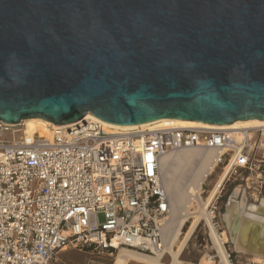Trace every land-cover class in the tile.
I'll return each mask as SVG.
<instances>
[{
  "label": "water",
  "instance_id": "1",
  "mask_svg": "<svg viewBox=\"0 0 264 264\" xmlns=\"http://www.w3.org/2000/svg\"><path fill=\"white\" fill-rule=\"evenodd\" d=\"M264 119V0H0V121Z\"/></svg>",
  "mask_w": 264,
  "mask_h": 264
},
{
  "label": "built area",
  "instance_id": "2",
  "mask_svg": "<svg viewBox=\"0 0 264 264\" xmlns=\"http://www.w3.org/2000/svg\"><path fill=\"white\" fill-rule=\"evenodd\" d=\"M179 150L201 152L194 167L206 159L196 189L203 201L229 170L207 205L221 238L220 200L231 177L244 181L248 195L264 197V126L116 129L90 118L53 125L42 136L22 122L0 121V264H67L59 255L70 247L109 255L121 248L165 254L171 197L161 160ZM192 205L198 207L195 200ZM224 247L232 264H264L238 255L234 260L238 253L229 242Z\"/></svg>",
  "mask_w": 264,
  "mask_h": 264
},
{
  "label": "bare ground",
  "instance_id": "3",
  "mask_svg": "<svg viewBox=\"0 0 264 264\" xmlns=\"http://www.w3.org/2000/svg\"><path fill=\"white\" fill-rule=\"evenodd\" d=\"M90 118L93 117L84 116L81 120L86 121ZM22 123L25 124L29 133L32 134L39 132L42 136L47 135L49 129L53 126V124L39 118L25 119ZM31 124H40L43 127L32 126ZM106 124L116 129H131L145 127L151 124H161L175 125L179 127H220L236 130L264 126V119H249L224 125L173 118H165L132 126H115L109 123ZM198 156L202 157L199 150H179L166 154L161 160L162 178L171 197L170 216L164 227V253H167L172 257L171 262L168 264H183L181 260L182 254L202 221H205L209 226L213 248L216 251L220 264H232L228 258L224 242H231L233 250L237 253L251 256L255 262L264 263V198L259 200L258 203H249L245 190L241 185H238L230 196L228 210L226 205V211L223 216L228 236L225 230L220 238L211 222V218L207 211V205L210 198L213 197L218 188L227 178L229 170H224L218 178L215 187L212 189L210 197L206 201H203L202 196L197 193L196 189L204 179L206 173V159L199 162L200 165L198 167H194L192 162H197L195 160H197ZM192 200H195L199 205V210L195 213L197 216L194 218L180 244L175 249V243L178 240L181 228L184 226L188 218L193 215L190 214ZM118 254L119 256L113 264H130L132 260L150 264H164L162 263L163 253L152 255L128 248H121L116 255Z\"/></svg>",
  "mask_w": 264,
  "mask_h": 264
},
{
  "label": "rangeland",
  "instance_id": "4",
  "mask_svg": "<svg viewBox=\"0 0 264 264\" xmlns=\"http://www.w3.org/2000/svg\"><path fill=\"white\" fill-rule=\"evenodd\" d=\"M31 125L43 127L40 124H31ZM216 176H217V173L214 175V178L212 179V181L216 179ZM238 185H241L242 188L245 187L244 181H242L240 177H237V178L231 177L230 180H228L227 183L225 184L223 196L220 200V207H221L220 208V212H221L220 222H221V226L223 229H225L224 228L225 221H224L223 216L226 211V205H227V210H228L230 196ZM245 194L247 196L249 203H258L259 200L264 198L262 196L257 197V195L250 196L247 194L246 191H245ZM198 210H199V205L198 207L194 205L190 207V214H193V215L188 218L184 226L181 228L178 240L175 243V249L180 244L188 227L191 225L192 221L197 216L195 215V213H197ZM100 219L102 220V216L100 217ZM203 224H204L203 221L199 224L192 239L190 240V243L188 244L187 248L182 254L181 260L183 264H220L219 258L216 255V251L213 248L212 240H210V238L206 234ZM227 248L229 250L228 246ZM230 248L231 250L233 249L231 244H230ZM61 252L62 253H60L59 258L62 261L66 262L67 264H113L116 262L119 254L121 253L120 252L118 255H116L117 253H115L114 255H109L107 253L100 254V253L92 252L89 250L79 251L77 248H72V247L68 249H63ZM237 255L243 257L244 259L247 257H251L247 255H242L239 253L232 254V257L234 260H235V256ZM171 259H172L171 255L165 253L163 255L162 263L168 264L171 262ZM130 264H150V263L132 260Z\"/></svg>",
  "mask_w": 264,
  "mask_h": 264
},
{
  "label": "flooded vegetation",
  "instance_id": "5",
  "mask_svg": "<svg viewBox=\"0 0 264 264\" xmlns=\"http://www.w3.org/2000/svg\"><path fill=\"white\" fill-rule=\"evenodd\" d=\"M225 229H224V231L226 230V233H227V228H226V225H225V227H224ZM227 236H228V233H227ZM230 240V239H229ZM231 245H232V243L231 242H229Z\"/></svg>",
  "mask_w": 264,
  "mask_h": 264
}]
</instances>
